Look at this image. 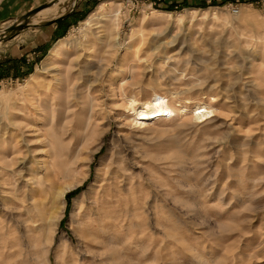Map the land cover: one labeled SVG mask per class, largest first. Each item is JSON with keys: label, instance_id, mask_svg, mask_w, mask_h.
<instances>
[{"label": "rangeland", "instance_id": "374dc122", "mask_svg": "<svg viewBox=\"0 0 264 264\" xmlns=\"http://www.w3.org/2000/svg\"><path fill=\"white\" fill-rule=\"evenodd\" d=\"M51 1L0 0V264H264V0H239L237 15V0L171 10L77 0L64 25H48L66 12L59 5L8 32ZM93 13L101 28H82ZM59 29L28 70L9 64L18 35ZM95 31L104 44L86 47ZM63 39L74 48L47 61ZM82 65L101 82L71 93L66 76ZM48 93L77 96L61 126L37 109ZM163 96L177 110L193 104L132 123L129 99ZM211 97V119H195ZM44 116L45 134L26 132Z\"/></svg>", "mask_w": 264, "mask_h": 264}, {"label": "bare ground", "instance_id": "6f19581e", "mask_svg": "<svg viewBox=\"0 0 264 264\" xmlns=\"http://www.w3.org/2000/svg\"><path fill=\"white\" fill-rule=\"evenodd\" d=\"M68 1L70 0H57L56 4L53 5L52 7L50 8H47V9H44L42 10L41 12H39L34 18H36L38 15H48L50 13H52V9L56 8L57 6L59 5H62L63 8L65 9V13L63 15H65L66 13L74 10L75 6H76V3H77V0H74V3L72 4V6L68 9L66 7V4L68 3ZM55 12V11H54ZM98 13V12H97ZM192 14V17H191V20H195V13H191ZM62 15V16H63ZM119 15V14H117ZM165 15H168L169 14H165ZM100 17L93 13L91 16H89L85 21H83L82 23V28H87V27H94L95 29H100L101 26L100 24L102 23L101 21L98 22V19ZM169 19V18H168ZM95 22H98V23H95ZM35 24L39 23V22H33ZM118 25V24H117ZM116 26V25H115ZM102 27H104L102 25ZM119 25L116 26V28L118 29ZM113 28V27H112ZM115 30V28H114ZM113 30V32H114ZM91 31V30H90ZM94 31V30H93ZM112 31V30H111ZM97 34H96V37L93 38L92 40H90L88 43V45H86V47H98V46H101V44L103 42H101V37L99 38L98 35H100L102 33V31H95ZM6 33V32H5ZM112 33V32H111ZM104 34V33H103ZM108 34V33H107ZM168 34V33H167ZM91 35V34H90ZM102 35V34H101ZM118 35V34H117ZM93 36V35H92ZM110 36V35H109ZM111 38H112V35H111ZM190 38V37H189ZM103 39V38H102ZM114 39V37H113ZM107 40H110V39H107ZM106 42V41H105ZM109 42V41H108ZM115 42V41H114ZM85 43V44H87ZM116 43V42H115ZM172 43V42H171ZM82 44V43H80ZM79 44V45H80ZM104 44V43H103ZM107 44V43H105ZM110 44V42H109ZM78 46V45H77ZM75 45V47H77ZM83 46V45H82ZM80 46V47H82ZM106 45H104L105 47ZM70 47V48H69ZM112 47V46H111ZM142 47V46H141ZM71 49V48H74L72 47V45L69 43V41L67 39H63L61 41H59L56 46L53 48V50L50 52L48 58L46 59L47 61H51V59H57V60H60L62 59V57H64L66 54L68 55L70 53V51H68V49ZM79 48V47H78ZM83 49L85 47H82ZM81 48V49H82ZM80 49V50H81ZM82 49V50H83ZM84 50H87L86 48ZM89 50V49H88ZM167 50V49H166ZM88 54V53H87ZM80 57L77 58V60H79L81 57H82V53L79 54ZM84 55V54H83ZM86 58V57H85ZM84 58V59H85ZM90 58V57H89ZM64 59V58H63ZM89 59H87L88 61ZM80 61V60H79ZM84 61V60H83ZM94 61V60H93ZM75 62V61H74ZM91 62V60H90ZM96 62V61H95ZM93 62V65L94 63ZM85 63V62H84ZM83 63V65H84ZM75 65V64H74ZM80 65V64H79ZM82 65V66H83ZM89 65V64H88ZM87 66V65H86ZM86 66H83L81 67L78 71H67L68 74H67V87H71V85L73 86V89H70L71 93L72 91L76 94H78L79 92V89L81 86H84V87H90L92 86L94 83H100L101 82V77L98 76V77H94L92 75V70L91 69H88ZM91 66V65H90ZM80 67V66H79ZM93 67V66H92ZM98 67V66H97ZM47 68V67H46ZM50 68V67H49ZM57 66L56 67H51V69L49 70H56ZM75 68V67H74ZM77 69V68H76ZM147 69V68H146ZM47 70V69H46ZM58 70V69H57ZM91 70V71H90ZM48 71V70H47ZM96 71V70H94ZM51 72V71H50ZM56 72V71H55ZM230 73V72H229ZM57 75H60V74H57ZM56 75V76H57ZM256 75V74H255ZM55 77V76H54ZM127 77V76H126ZM61 79V78H60ZM63 81V80H62ZM64 82V81H63ZM63 82H62V85H63ZM135 82V81H134ZM60 84V83H59ZM252 84L253 86V83H250ZM130 86V85H129ZM251 86V87H252ZM66 87V88H67ZM52 88V87H51ZM65 87H59V89L62 91L64 90ZM91 88V87H90ZM55 89V88H53ZM58 89V88H57ZM46 90V89H45ZM58 91V90H57ZM56 89L54 90V92H57ZM49 92V91H48ZM53 92L51 91V94ZM60 94V92H58ZM51 94L48 93V98L45 99L44 102H41V103H38V107L37 109L39 108L40 111L41 109H46V111L48 112V110L50 109L51 112L53 113L54 117H53V122L56 121L57 125L58 126H61L63 124V121L65 119H67V116L70 115L73 111L75 110H72V104L70 103V101H76L77 99V96L76 94H73V95H69L68 96V99L69 101L67 102L65 100V98L63 96H60L59 98H56V94H55V97H53V99H51ZM54 94V93H53ZM65 96V95H64ZM239 96V95H238ZM245 99V98H244ZM209 104L208 103H205V102H198L196 103V106H195V109L193 111V117L195 119H201V120H209L211 119L210 117H212V115L215 113V106L214 104L218 101L217 98H209ZM248 101V100H247ZM182 102V101H181ZM255 103V102H254ZM193 104V102L188 99L186 100L185 102H183L179 107L180 109L177 110V109H174L171 105H170V102L168 100V98L166 96H163L162 99H160L158 102H155V101H147L145 103H143V106L141 107V104H138L134 99H129V106L130 109L132 110V112L134 113L133 117L134 119L132 120V123L135 125V126H138V127H147V126H150L152 124V122L156 119L157 121H160L162 119H164V117H170V119H172L175 115H176V110L181 112V113H187L188 109L190 110V106ZM36 105V106H37ZM48 109V110H47ZM88 109V108H87ZM89 110V109H88ZM72 111V112H71ZM43 112V111H41ZM94 112V111H93ZM70 113V114H69ZM74 113V112H73ZM72 113V114H73ZM49 114V112L47 113ZM51 114V113H50ZM46 115V114H44ZM180 115V114H179ZM36 116V115H34ZM45 117V116H44ZM41 117V118H33V125L31 128H27L26 129V132H31L32 135H35V137L37 135H39V133L43 132L45 134V129L46 127L49 125L50 122H52V120L48 119V117ZM50 117V116H49ZM69 117V116H68ZM74 117V116H73ZM71 120V119H70ZM153 120V121H152ZM66 127V126H65ZM24 132V131H23ZM23 134V133H22ZM12 139L13 136H12ZM40 138H38L39 140ZM3 143H5V141H2ZM42 141H39L38 143H34L31 144L32 145H37V144H40ZM41 146V145H40ZM29 147V146H28ZM43 147V146H42ZM31 150V149H30ZM42 151V150H41ZM40 151V152H41ZM32 152V151H31ZM33 152L34 149H33ZM39 152V153H40ZM14 153V152H13ZM17 153V152H16ZM38 155V153H37ZM40 155V154H39ZM17 157V155H15ZM19 156V154H18ZM14 158V157H13ZM41 159V158H40ZM39 159V160H40ZM16 160V159H15ZM38 160V161H39ZM45 162V160L43 161V163ZM45 164V163H44ZM41 166V165H40ZM28 183V182H27ZM111 189V188H110ZM66 195V191L65 192H62L60 195H59V199H63ZM105 216V215H104Z\"/></svg>", "mask_w": 264, "mask_h": 264}, {"label": "crops", "instance_id": "0c3cea01", "mask_svg": "<svg viewBox=\"0 0 264 264\" xmlns=\"http://www.w3.org/2000/svg\"><path fill=\"white\" fill-rule=\"evenodd\" d=\"M6 3H9L10 5L14 6L24 3L27 5L28 3H32L33 1L37 0H3ZM231 2L232 0H162V3L160 4L161 8L164 9H178V8H200L209 4H221L223 2ZM72 5V4H71ZM33 9V8H31ZM2 10V9H0ZM78 12L77 9L74 11H70L69 15L62 20L54 23L53 25H64L67 22H70L73 20V18H76ZM5 19H8L7 17ZM3 12L0 11V20H5ZM32 33H26L18 35L13 42L10 43L11 49L9 53L10 58L9 64H13L19 68V63L23 66H26L27 70L28 67H32V60L33 56L37 53H41L46 47V45L49 43L50 39H52L53 36L57 37L62 34V30H55L54 33H48L39 31V33L35 32L33 34L34 37H30ZM32 38V39H31ZM22 67V72L26 70Z\"/></svg>", "mask_w": 264, "mask_h": 264}, {"label": "water", "instance_id": "95a60500", "mask_svg": "<svg viewBox=\"0 0 264 264\" xmlns=\"http://www.w3.org/2000/svg\"><path fill=\"white\" fill-rule=\"evenodd\" d=\"M57 1H51L50 3L48 4H43L31 11H29L27 14L23 15L20 19V22L19 23H16L14 25H12L11 27H9L7 30L9 33H15V34H18L20 30H24L25 27H28L29 26V21L31 18H34L39 12H41L42 10L44 9H47V8H50L52 7L53 5L56 4ZM69 15V13L61 16V17H58L54 20H52L50 23H48V25H51V24H54L60 20H62L63 18L67 17Z\"/></svg>", "mask_w": 264, "mask_h": 264}, {"label": "built area", "instance_id": "2783aa9c", "mask_svg": "<svg viewBox=\"0 0 264 264\" xmlns=\"http://www.w3.org/2000/svg\"><path fill=\"white\" fill-rule=\"evenodd\" d=\"M145 1L149 2L151 7H154V6L160 7V4L162 3V0H145ZM241 6L242 4L240 3L239 0L229 4L230 10L232 11L233 14H236V15L240 13Z\"/></svg>", "mask_w": 264, "mask_h": 264}]
</instances>
